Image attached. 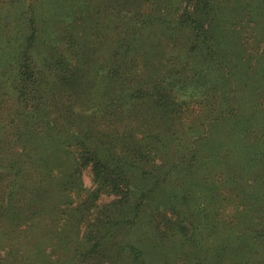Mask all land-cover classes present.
I'll return each mask as SVG.
<instances>
[{
  "label": "trees",
  "instance_id": "obj_1",
  "mask_svg": "<svg viewBox=\"0 0 264 264\" xmlns=\"http://www.w3.org/2000/svg\"><path fill=\"white\" fill-rule=\"evenodd\" d=\"M177 1L91 0L73 9L81 22L57 44L31 6L25 37L0 42L10 61L0 74V264H222L230 252L227 264H264V175L250 177L251 153L232 149L233 129L224 142L215 131L170 146L174 101L140 74L151 69L149 31L170 25ZM246 1L233 11L240 21L255 9ZM214 7L196 0L170 27L199 32L180 49L203 51L225 78H244L253 58L233 64L204 29L218 20ZM82 27L81 39L91 29L101 42L95 48L91 37V53L80 45ZM60 42L74 50L68 61ZM224 114L214 123L229 124ZM221 179L236 185L227 197Z\"/></svg>",
  "mask_w": 264,
  "mask_h": 264
},
{
  "label": "rangeland",
  "instance_id": "obj_2",
  "mask_svg": "<svg viewBox=\"0 0 264 264\" xmlns=\"http://www.w3.org/2000/svg\"><path fill=\"white\" fill-rule=\"evenodd\" d=\"M195 1L181 0L172 3V15L167 18L170 25L167 23L164 27L156 25L149 31L150 36H147V38L150 37L149 43L146 42L150 48L151 69L143 70L141 68L140 74L151 75L155 78L154 85L163 88L174 101L172 108L175 113L170 118H176L171 126V130H174L172 138L176 137L175 141L170 142V146L174 148L179 138L181 141L186 140L185 144L187 145L195 144L202 132L214 133L215 137L217 135L220 137L219 141L224 142L227 133L233 129L230 137L234 143L232 149L236 150V154L240 155L242 159L248 150L251 153L249 154V158L252 160L250 162L251 169H249L250 177L264 175V145L253 148L257 140L264 141V63H262L264 62V9L258 4L263 0H253L255 9H252L251 13L243 11L241 21L235 17V13L242 10L243 7L240 3L243 0H204L208 4L214 5L216 12H221L216 15L218 19L216 22L207 20L204 24V29L209 30V34L214 37L216 47L222 54H226V57H232L229 61L233 64L239 62V59L253 58L250 64L243 69L244 78L237 77L236 80L225 78L217 67L212 66V62H205L206 57H204L203 51L180 49L185 47L184 44L189 42V39L193 41L196 36L199 37V32L186 24L181 27V31L174 34L170 26L175 24L184 10H187L188 4L191 8ZM42 3L43 5L40 6L39 4ZM74 3L76 4L74 5ZM85 3H91L92 6L91 0H0V42L8 37L13 44L24 38L26 31L21 28L25 22L23 18H27L29 21L30 15L33 13L31 6H36V17L44 23L43 29H45L46 35L57 44L65 27L73 25L75 22H81L75 19L79 14L74 16L73 9ZM221 6H224L225 11L221 10ZM128 8L124 7L123 13ZM258 10L260 14H257ZM68 12L71 15L66 18ZM83 28L77 30V36L80 45L87 51L90 47L89 44L93 46V43L97 41L93 35L96 30L90 29V36L86 38L84 35L81 39ZM198 40L200 41V39ZM99 41L94 43L95 48L100 47L99 43L101 42ZM58 44L57 53L68 61L74 50H67L64 42ZM101 46H105V48L101 47L98 54L103 58L106 50L112 46L111 42ZM2 47L6 46L0 45V49ZM211 49L214 50L215 45H211ZM5 51L8 52V50ZM87 52L91 53V51ZM0 57L4 65L0 69V74H2L8 68L10 61L2 55ZM106 58L109 59L110 56L106 55ZM240 63L244 62L240 61ZM227 79L228 81H226ZM1 82L0 78V84ZM239 90H241L240 95ZM4 91L0 85V95ZM239 97L244 100L238 101ZM5 99L8 101L7 98ZM223 110H225V116H230L229 124H224L223 121L214 123L216 117H220V112ZM0 113L5 115L3 110H0ZM239 118L244 121L236 126ZM162 128H165V123ZM0 137H4L3 134ZM84 180L85 185L89 187L91 183L88 172L85 173ZM251 182L248 179L243 181L248 193H251L253 189L250 185ZM219 184L221 187L222 179L219 180ZM227 185L229 187L220 188L221 191L227 192L226 197L234 189L235 183ZM231 255L232 252L225 254L222 264L229 263L232 259Z\"/></svg>",
  "mask_w": 264,
  "mask_h": 264
}]
</instances>
